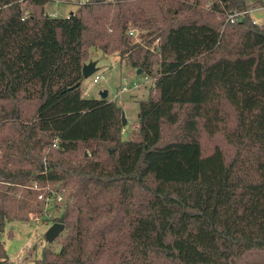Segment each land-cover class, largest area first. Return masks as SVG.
I'll list each match as a JSON object with an SVG mask.
<instances>
[{
  "label": "trees",
  "instance_id": "obj_1",
  "mask_svg": "<svg viewBox=\"0 0 264 264\" xmlns=\"http://www.w3.org/2000/svg\"><path fill=\"white\" fill-rule=\"evenodd\" d=\"M44 1L0 0V232L61 190L33 264H264V21L227 19L246 0ZM90 46L153 79L128 138L119 104L81 96Z\"/></svg>",
  "mask_w": 264,
  "mask_h": 264
},
{
  "label": "rangeland",
  "instance_id": "obj_2",
  "mask_svg": "<svg viewBox=\"0 0 264 264\" xmlns=\"http://www.w3.org/2000/svg\"><path fill=\"white\" fill-rule=\"evenodd\" d=\"M80 0H45L43 10L47 14L54 12L58 16L66 15L74 11ZM257 0H246L247 6H253ZM264 21V9H256L252 12L251 18ZM134 38L137 39L134 30ZM88 60H96L97 69L93 73L99 74L96 81L92 75L83 77L80 82L81 96L99 97L101 90H106V98L121 106L124 113L125 123L121 130V137L128 138L136 128L137 121V100L145 97L147 89L152 83V77L144 78V73H136L126 60L119 59L116 51L103 52L101 49L90 46L88 48ZM135 81L139 85L119 93L121 84L131 86ZM47 203L43 200L40 214L28 213L26 219H12L4 222L3 230L0 232V240L6 257L2 264H33V260L41 255L44 247L57 250L64 233V228L51 241L43 238V232L54 220L61 209L63 194L61 190H50ZM60 195V199H57ZM43 199V198H42Z\"/></svg>",
  "mask_w": 264,
  "mask_h": 264
},
{
  "label": "water",
  "instance_id": "obj_3",
  "mask_svg": "<svg viewBox=\"0 0 264 264\" xmlns=\"http://www.w3.org/2000/svg\"><path fill=\"white\" fill-rule=\"evenodd\" d=\"M45 16H47V13H44ZM96 60H88L87 62H83L81 65V75L82 77H87L89 74H92L96 69L97 66L95 65ZM136 73L140 72V68L135 69ZM99 97L104 98L106 97V90H101L99 92ZM120 120L121 124L125 123V117L123 111L120 112ZM63 228V223L59 221H52L47 228L43 232V238L46 241H51L53 240L58 233L62 230Z\"/></svg>",
  "mask_w": 264,
  "mask_h": 264
},
{
  "label": "built area",
  "instance_id": "obj_4",
  "mask_svg": "<svg viewBox=\"0 0 264 264\" xmlns=\"http://www.w3.org/2000/svg\"><path fill=\"white\" fill-rule=\"evenodd\" d=\"M81 1H84V0H80L79 2H81ZM256 9H264V0H260L259 2H257L256 4H254L253 6H247V8H245V9H243V10H238V11H231V12H228L227 13V19L228 20H230V21H233V20H236L239 16H241L242 14H244V13H248L250 16L252 15V12L254 11V10H256ZM51 15H54V14H51ZM252 19H253V21L254 22H258L256 19H254L253 17H252ZM128 33L129 34H134V29H132V28H130L129 30H128ZM93 75H92V80L93 81H96L97 79H98V76H99V74H97V73H92ZM147 77V75H144V78H146ZM139 85V83H137V82H135V81H133L132 82V84H131V86H126L124 83L123 84H121V86H120V88H119V90H118V92L119 93H121V92H124V91H126V90H128V89H130V88H135V87H137ZM36 185L35 184H33V187H35ZM49 196H50V194H49V192L47 193V194H45L44 196H42L41 195V197L43 198V200L47 203V200L49 199ZM57 197V199H60V195H57L56 196Z\"/></svg>",
  "mask_w": 264,
  "mask_h": 264
},
{
  "label": "crops",
  "instance_id": "obj_5",
  "mask_svg": "<svg viewBox=\"0 0 264 264\" xmlns=\"http://www.w3.org/2000/svg\"><path fill=\"white\" fill-rule=\"evenodd\" d=\"M252 1H253V0H252ZM45 13H46V12H45ZM51 14H54V15H56L54 12H51V13H50V14H48V15H51ZM260 22H261V21H260ZM260 22H259V23H260ZM152 82H153V79H152ZM151 85H152V83H151ZM151 85H150V86H151Z\"/></svg>",
  "mask_w": 264,
  "mask_h": 264
}]
</instances>
